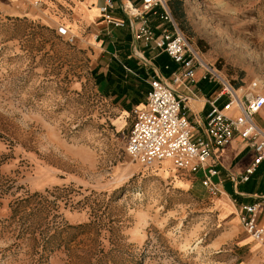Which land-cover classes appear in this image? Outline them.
Listing matches in <instances>:
<instances>
[{
	"label": "rangeland",
	"instance_id": "1",
	"mask_svg": "<svg viewBox=\"0 0 264 264\" xmlns=\"http://www.w3.org/2000/svg\"><path fill=\"white\" fill-rule=\"evenodd\" d=\"M167 2L207 62L264 84V0ZM12 3L0 0V264H248L200 172L126 152L133 112L104 95L95 36L65 26L70 40Z\"/></svg>",
	"mask_w": 264,
	"mask_h": 264
},
{
	"label": "built area",
	"instance_id": "2",
	"mask_svg": "<svg viewBox=\"0 0 264 264\" xmlns=\"http://www.w3.org/2000/svg\"><path fill=\"white\" fill-rule=\"evenodd\" d=\"M114 9L122 15H115ZM99 11L107 24L128 25L136 41L165 53L171 62L164 64L165 73L150 76L143 104L133 107L126 152L144 165L167 159L177 169L191 174L200 171L201 184L215 196L221 191V180L213 179L221 166L218 152L239 132L255 152L240 176L248 179L264 159V126L255 119L264 111L263 82L252 78L235 84L204 60L179 27L167 0H141L139 4L104 0ZM57 29L73 39L65 26ZM198 79L213 82L215 87L205 98L208 108L204 118L192 121L189 103L197 96ZM259 207V201L242 204L239 219L250 236L263 241L264 227L257 222Z\"/></svg>",
	"mask_w": 264,
	"mask_h": 264
},
{
	"label": "crops",
	"instance_id": "3",
	"mask_svg": "<svg viewBox=\"0 0 264 264\" xmlns=\"http://www.w3.org/2000/svg\"><path fill=\"white\" fill-rule=\"evenodd\" d=\"M10 1H13L12 6L18 10L37 7L53 22L71 27L78 33L86 31L87 35H96L94 41L102 49L104 57L100 77L102 90L113 107L119 110L132 111L134 106L142 105L150 76L154 73H165L164 64H171L165 53L147 48L136 41L128 25L118 27L107 24L99 11V5L104 0ZM130 1L139 4L141 0ZM113 13L122 15L119 9H114ZM214 87L215 83L198 79L197 96L192 100H202V104L195 108L189 103L192 121L198 117L204 118L208 108L205 98ZM255 119L264 126V111L256 114ZM254 155L253 146L239 132L219 150L221 166L213 179L221 180V191L215 195V206L220 220L225 222L224 240L228 238L239 249L245 250L248 264H264V240L257 242L244 230L239 219L242 204L259 201L257 222L264 227V159L257 164L248 179L240 178ZM193 175L196 177V173ZM226 182L230 184L228 189L225 187Z\"/></svg>",
	"mask_w": 264,
	"mask_h": 264
},
{
	"label": "bare ground",
	"instance_id": "4",
	"mask_svg": "<svg viewBox=\"0 0 264 264\" xmlns=\"http://www.w3.org/2000/svg\"><path fill=\"white\" fill-rule=\"evenodd\" d=\"M203 58V57H202ZM204 59V58H203ZM205 60V59H204ZM190 103L195 107V108H199L200 105L202 104V100H190ZM167 160V159H165ZM165 160H162V161H165ZM258 242V241H257Z\"/></svg>",
	"mask_w": 264,
	"mask_h": 264
},
{
	"label": "trees",
	"instance_id": "5",
	"mask_svg": "<svg viewBox=\"0 0 264 264\" xmlns=\"http://www.w3.org/2000/svg\"><path fill=\"white\" fill-rule=\"evenodd\" d=\"M169 4V3H168ZM170 9H171V11H172V13H176L177 15H179V13L177 12V9H176V7H175V5H172V8H171V6H170ZM187 36V35H186ZM233 82V81H232ZM241 81H235L234 83L235 84H238V83H240Z\"/></svg>",
	"mask_w": 264,
	"mask_h": 264
}]
</instances>
